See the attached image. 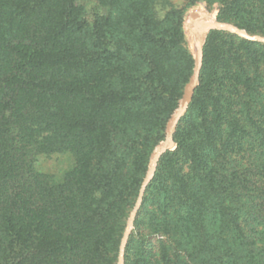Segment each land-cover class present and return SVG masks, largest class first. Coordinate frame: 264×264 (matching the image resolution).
I'll return each mask as SVG.
<instances>
[{
  "label": "trees",
  "instance_id": "1",
  "mask_svg": "<svg viewBox=\"0 0 264 264\" xmlns=\"http://www.w3.org/2000/svg\"><path fill=\"white\" fill-rule=\"evenodd\" d=\"M217 2L264 36V0ZM205 9V8H204ZM170 0H0V264H116L194 60ZM124 264H264V43L207 36ZM67 155L60 176L41 156Z\"/></svg>",
  "mask_w": 264,
  "mask_h": 264
},
{
  "label": "water",
  "instance_id": "2",
  "mask_svg": "<svg viewBox=\"0 0 264 264\" xmlns=\"http://www.w3.org/2000/svg\"><path fill=\"white\" fill-rule=\"evenodd\" d=\"M185 27L187 31L197 39L194 69L192 71L189 81L187 82L184 88L180 100V105L167 125L165 138L159 143L152 155L151 165L141 183L138 195L136 197V201L126 221L125 229L122 234L119 245L118 259L116 264H124L125 247L128 242L132 228L134 226V220L142 203L145 190L153 178L157 163L160 157L167 150H170L175 146L173 133L179 120L186 113L188 103L192 97L194 89L198 85L203 60V49L209 32L212 30H224L248 40L264 43L263 35L250 34L245 29L239 28L232 23L216 21L213 18L206 16L204 13L188 14L185 19Z\"/></svg>",
  "mask_w": 264,
  "mask_h": 264
},
{
  "label": "rangeland",
  "instance_id": "3",
  "mask_svg": "<svg viewBox=\"0 0 264 264\" xmlns=\"http://www.w3.org/2000/svg\"><path fill=\"white\" fill-rule=\"evenodd\" d=\"M170 1L175 6L186 9V13H185V16L183 18V27H184V34H185V45H186L187 49L189 50V52L192 54L193 60H194V64H195V52H196V46H197V39L192 34H190L187 31L186 27H185V19H186L187 15L190 14V13H204L206 16L211 17V18H213L216 21L227 22V23H232V22L220 20L217 17V11L215 10V7L217 6V2H208V3L204 2L202 4H196V5H191L190 6L188 4L187 0H170ZM232 24H234V23H232ZM239 28H241V27H239ZM242 29H244V28H242ZM193 69H194V65H193L192 71H193ZM189 79H190V77H189ZM186 84L184 85V88H185ZM184 88H183V91H184ZM182 94H183V92H182ZM180 100H181V98H180ZM180 100H179L178 107L180 105ZM178 107L175 109L174 113L177 111ZM174 113H173V115H174ZM172 116H171V118H172ZM170 119H169V121H170ZM169 121H168V123H169ZM168 123H167V125H168ZM166 128H167V126H166ZM165 134H166V129H165ZM164 138H165V136H164ZM175 146H176V143H175ZM175 146H174V148H175ZM156 147H155V149H156ZM174 148H172V149H174ZM155 149H154V151H155ZM172 149H170V150H172ZM154 151L151 154V159H150V164L148 166V169H149V167L151 165L152 155H153ZM71 163H72V159L69 156L55 153V154H51V155H47V156H41L40 159H39L38 168L43 170V171L54 173L55 175L60 176L62 174V172L71 165ZM148 169H147V171H148ZM147 171H146V173H147ZM131 210H130V212H131ZM132 231L133 232L136 231V228L134 226L132 228Z\"/></svg>",
  "mask_w": 264,
  "mask_h": 264
}]
</instances>
